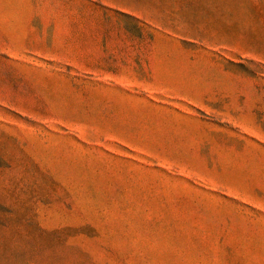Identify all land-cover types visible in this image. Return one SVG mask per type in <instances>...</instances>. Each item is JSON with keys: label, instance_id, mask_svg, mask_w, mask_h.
I'll list each match as a JSON object with an SVG mask.
<instances>
[{"label": "rangeland", "instance_id": "obj_1", "mask_svg": "<svg viewBox=\"0 0 264 264\" xmlns=\"http://www.w3.org/2000/svg\"><path fill=\"white\" fill-rule=\"evenodd\" d=\"M0 264H264V0H0Z\"/></svg>", "mask_w": 264, "mask_h": 264}]
</instances>
